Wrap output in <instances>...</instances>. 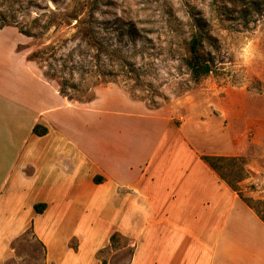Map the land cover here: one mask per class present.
<instances>
[{
    "label": "crops",
    "instance_id": "obj_1",
    "mask_svg": "<svg viewBox=\"0 0 264 264\" xmlns=\"http://www.w3.org/2000/svg\"><path fill=\"white\" fill-rule=\"evenodd\" d=\"M240 106L223 111L226 128L215 118L178 126L152 112L144 130L133 121L129 131L93 135L54 133L55 107L36 115L2 99L10 116L0 117V264H264V220L202 158L248 160L257 176L241 184L243 196L264 202V117ZM23 111L36 115L24 134L13 115ZM114 236L126 245L114 250Z\"/></svg>",
    "mask_w": 264,
    "mask_h": 264
},
{
    "label": "rangeland",
    "instance_id": "obj_2",
    "mask_svg": "<svg viewBox=\"0 0 264 264\" xmlns=\"http://www.w3.org/2000/svg\"><path fill=\"white\" fill-rule=\"evenodd\" d=\"M96 3L107 44L128 59L130 66L118 69L116 77L90 75L88 82L97 84L91 89L92 100L72 96L67 99L74 107L68 109L40 84L36 69L44 75L45 64H32L28 58L48 47L66 54L78 42L76 22L60 16L80 14ZM0 13L23 26H30L37 17H43L42 24L56 17L41 38H28L14 25L0 31V101L21 102L36 115L55 107L56 113L50 116L58 121L54 133H117L129 131L133 121L144 130L153 124L146 119L152 112H162L178 126L182 118L192 123L215 118L217 125L226 128L229 120L223 111L237 105L247 117H264V0H0ZM199 22L213 70L194 82L183 60ZM20 113L13 115L19 117L24 134L36 115ZM3 114L10 116L1 108L0 117ZM188 126L185 130L190 134L195 131V125ZM256 176L249 173L248 179ZM255 207L264 215V202L257 201ZM124 246L115 239L114 250ZM123 252L114 256V262L127 259L131 250Z\"/></svg>",
    "mask_w": 264,
    "mask_h": 264
},
{
    "label": "trees",
    "instance_id": "obj_3",
    "mask_svg": "<svg viewBox=\"0 0 264 264\" xmlns=\"http://www.w3.org/2000/svg\"><path fill=\"white\" fill-rule=\"evenodd\" d=\"M97 4H92L80 14L60 16V18L76 22V41L78 42L66 54H59L55 47H48L46 50L32 53L28 58L31 62L38 61L45 64V77L57 83L62 97L72 99V96L79 95L91 101L93 97L91 89L97 84L88 82L90 75H98L103 79L116 77L120 74L118 69H126L130 66L128 59L124 58L120 52L112 50L107 44L103 33L105 23L98 19L100 8ZM42 18L37 17L30 26H23L17 23L12 24L5 14L0 13V31L14 25L19 29L20 34L28 38H41L54 26L56 17H48L44 24L41 23ZM195 27L196 30L192 32L186 44V56L183 62L192 80L200 82L212 73L213 66L205 50L206 34L203 23L199 22ZM91 52L93 55L90 54ZM34 133L37 136H44L47 129L36 126ZM202 158L264 220V215L255 207L256 202L245 198L241 190V184L249 178L250 173L246 170L244 158L220 156H203ZM95 181L99 183L101 178H96ZM35 209L38 213H42L45 205H38ZM115 239L116 236L112 237L113 243Z\"/></svg>",
    "mask_w": 264,
    "mask_h": 264
}]
</instances>
